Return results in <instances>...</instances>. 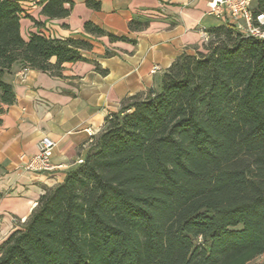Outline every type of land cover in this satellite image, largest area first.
I'll list each match as a JSON object with an SVG mask.
<instances>
[{
  "label": "trees",
  "instance_id": "obj_1",
  "mask_svg": "<svg viewBox=\"0 0 264 264\" xmlns=\"http://www.w3.org/2000/svg\"><path fill=\"white\" fill-rule=\"evenodd\" d=\"M23 1L0 0V114L15 103L3 81L13 64L58 77L91 49L43 32L24 40ZM38 4L49 20L72 7ZM255 13L264 14V0ZM147 27L128 23L131 33ZM206 32L209 41L180 55L158 90L125 98L105 117L62 183L41 188L28 218L1 242L0 264H253L264 254V40L224 26ZM83 33L136 44L90 22ZM116 55L105 48V58Z\"/></svg>",
  "mask_w": 264,
  "mask_h": 264
},
{
  "label": "crops",
  "instance_id": "obj_2",
  "mask_svg": "<svg viewBox=\"0 0 264 264\" xmlns=\"http://www.w3.org/2000/svg\"><path fill=\"white\" fill-rule=\"evenodd\" d=\"M38 1H23L28 8V17L20 20L24 40L43 32L88 41L91 49L80 52L87 62L64 64L58 77L21 63L13 64L3 76L15 103L0 114V244L28 218L41 188L62 183L84 159L107 115L118 111L127 97L158 90L171 64L182 54L193 55L203 44L201 30L223 27L209 14L207 0H68L70 14L58 20L43 16ZM87 1L97 3L98 9L87 7ZM131 20L148 27L131 33ZM86 22L136 44L88 37L83 33ZM105 48L117 55L105 58ZM43 136L55 143L51 163L58 169L43 174L24 171V161L37 153Z\"/></svg>",
  "mask_w": 264,
  "mask_h": 264
},
{
  "label": "built area",
  "instance_id": "obj_3",
  "mask_svg": "<svg viewBox=\"0 0 264 264\" xmlns=\"http://www.w3.org/2000/svg\"><path fill=\"white\" fill-rule=\"evenodd\" d=\"M258 0H207L209 14L218 20L224 27L244 37L264 40V14L255 13ZM200 39L206 44L210 35L201 30ZM55 143L47 136L41 137L37 144V153L28 157L22 169L32 174L51 173L58 169L51 163ZM23 157H21V160ZM78 160L77 164H81Z\"/></svg>",
  "mask_w": 264,
  "mask_h": 264
},
{
  "label": "rangeland",
  "instance_id": "obj_4",
  "mask_svg": "<svg viewBox=\"0 0 264 264\" xmlns=\"http://www.w3.org/2000/svg\"><path fill=\"white\" fill-rule=\"evenodd\" d=\"M201 46H202V45H200V46L197 47V48L201 49ZM253 264H264V254H263L262 256L258 257V258L253 262Z\"/></svg>",
  "mask_w": 264,
  "mask_h": 264
}]
</instances>
